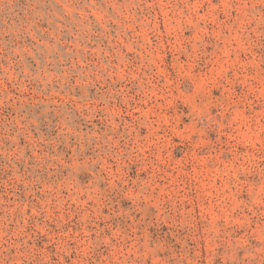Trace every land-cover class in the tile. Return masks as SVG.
Here are the masks:
<instances>
[{"label":"rangeland","instance_id":"rangeland-1","mask_svg":"<svg viewBox=\"0 0 264 264\" xmlns=\"http://www.w3.org/2000/svg\"><path fill=\"white\" fill-rule=\"evenodd\" d=\"M0 264H264V0H0Z\"/></svg>","mask_w":264,"mask_h":264}]
</instances>
